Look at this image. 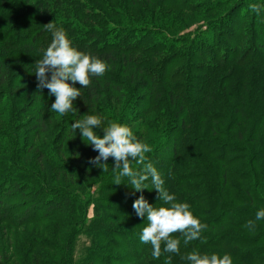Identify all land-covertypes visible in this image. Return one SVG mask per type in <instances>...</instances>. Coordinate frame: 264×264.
Listing matches in <instances>:
<instances>
[{
	"label": "trees",
	"instance_id": "1",
	"mask_svg": "<svg viewBox=\"0 0 264 264\" xmlns=\"http://www.w3.org/2000/svg\"><path fill=\"white\" fill-rule=\"evenodd\" d=\"M49 23L110 65L64 116L37 87ZM122 98L129 105L116 116ZM92 114L129 127L150 116L156 136L145 163L206 225L200 239L185 245L172 233L180 253L152 257L139 240L147 220L132 204L141 194L155 207L163 201L150 179L142 192L128 178L115 184L112 157L107 171L89 164L98 153L71 124ZM260 208L264 0H0V264H188L193 250L264 264ZM33 226L38 235L25 233ZM84 228L89 246L76 262L72 237Z\"/></svg>",
	"mask_w": 264,
	"mask_h": 264
},
{
	"label": "clouds",
	"instance_id": "2",
	"mask_svg": "<svg viewBox=\"0 0 264 264\" xmlns=\"http://www.w3.org/2000/svg\"><path fill=\"white\" fill-rule=\"evenodd\" d=\"M46 28L53 38L43 50L42 58L35 62L37 87L48 89V95L55 97L51 110L64 116L77 110L73 107V102L81 97V88H87L93 76H104L110 65L75 47L63 27L49 23ZM77 83L81 87H76ZM71 128L75 133L78 130L80 136L87 140L86 145H91L97 151L95 157L89 158V164L107 171L104 167L107 165L106 161L109 157L114 159L113 169L118 170L115 184L119 185L122 178H128L132 189L142 192L147 188L145 181L151 180L163 205L155 207L141 194L133 201L132 207L138 217L147 220L139 234V240L151 245L153 258L159 259L162 253H180V240L173 238L172 233H181L185 245L201 238L202 229L206 225L193 213L188 202L177 200L176 195L168 191L158 169L150 162L145 163L146 154L152 148L148 143L140 141L127 124L113 122L105 126L102 115L92 114L75 120ZM97 130L102 131L103 135L98 134ZM133 164L144 166L137 170ZM260 220H264V208H260L255 214V221ZM255 221H248L246 226L254 228ZM183 258L188 264H232V257L228 253L202 254L193 250ZM165 264H171V257H166Z\"/></svg>",
	"mask_w": 264,
	"mask_h": 264
},
{
	"label": "rangeland",
	"instance_id": "3",
	"mask_svg": "<svg viewBox=\"0 0 264 264\" xmlns=\"http://www.w3.org/2000/svg\"><path fill=\"white\" fill-rule=\"evenodd\" d=\"M129 101H130V99L125 100V98H122V100L118 106V111L115 112L116 116L119 114V112L121 111L122 108L124 109L126 107V105H129L128 104ZM129 108H131V107H129ZM134 111L129 110V112H131V113ZM154 118H155V116H154ZM116 122L117 121H115V123ZM151 122H153V120L150 118V116H148L146 119L142 120V122L134 123L130 127L133 130L134 134H138V133H142V132L145 133L144 138L141 140L142 142L149 143L152 140V137L154 138V136H156L154 127L151 128V126H152ZM153 123H155V122H153ZM107 124L108 123H106L105 125H107ZM92 215H93V207L89 206L86 208V216H85V221H84L85 226L89 223V219L92 217ZM49 222H44L43 224H39V226L46 225ZM25 230H26L25 233H29V234L33 233L34 235H38L37 233L39 231V230H37V226L27 227V228H25ZM86 232H88V228L82 229V232H77L72 237V244H71V248L69 251H71L73 259H75L76 262L83 257V255L85 254L86 248L89 246L90 236ZM37 251L40 252L42 250L37 248Z\"/></svg>",
	"mask_w": 264,
	"mask_h": 264
}]
</instances>
